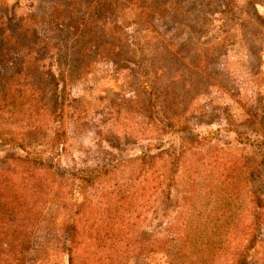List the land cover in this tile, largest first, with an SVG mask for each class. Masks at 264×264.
<instances>
[{"label":"rangeland","instance_id":"rangeland-1","mask_svg":"<svg viewBox=\"0 0 264 264\" xmlns=\"http://www.w3.org/2000/svg\"><path fill=\"white\" fill-rule=\"evenodd\" d=\"M62 1L0 0V28L11 31L29 17L30 3L38 43L60 42L65 28L41 17ZM118 1L110 23L130 26L128 55L143 61V71H134L159 96L160 106L150 108L158 120L132 116L125 106L118 112L134 99L133 72L100 57L84 80L65 73L62 118L50 122L47 137L0 120V138L12 142L1 147L0 164L7 155L34 153L37 160L25 166L39 168L49 189L24 264H70L71 254L72 264H236L253 235L261 242L251 261L264 264V59L252 50L264 54V22L256 19L264 0ZM10 5L14 24L3 21ZM90 9L58 17L78 23ZM168 46L185 57L175 58L179 72L170 67L159 78ZM64 58L66 71L71 61ZM166 92L187 107V124L156 113ZM56 127L63 134L54 148ZM195 136L202 145L188 142ZM163 238L169 243L155 248Z\"/></svg>","mask_w":264,"mask_h":264},{"label":"trees","instance_id":"trees-1","mask_svg":"<svg viewBox=\"0 0 264 264\" xmlns=\"http://www.w3.org/2000/svg\"><path fill=\"white\" fill-rule=\"evenodd\" d=\"M29 4L25 5L30 10L27 12L29 17L23 16V21L16 23L11 31L0 28L1 121L5 120L10 124L23 123L28 127V132L46 136L50 122L55 125L62 118L63 103L60 100V91L65 73L69 74L70 78H75L73 80L86 79L94 71L95 57L113 61L119 64L121 69L133 72V77L130 75V78H132L131 89L135 95L134 99L129 101L130 105L128 103L119 105L120 111L118 112L120 113L125 106L126 111L132 116L141 115L151 122L158 120L151 117L150 108L160 106L161 101L150 86V81H144L143 75L139 74L143 71V61L136 63L137 61L128 55L134 45L128 33L130 26L118 20L110 23V18L119 10L118 0H63L62 3L49 5L45 11L47 13L41 19L43 21L53 19L52 21L57 26L65 29L62 30L64 37L60 42L45 44L38 43V30L30 24L35 15ZM86 4H91L90 13L80 22L67 24V19L63 17L59 19L58 16L66 17L69 8L76 9ZM14 8L15 6L10 5L9 10L6 11L5 20H3L6 24H14ZM58 10L61 12L59 13ZM256 19L259 23L264 22V14L257 12ZM171 48L172 46H168L163 54V63L157 70L159 78L163 74L166 75L170 67L179 72V66L183 64L178 58L177 63L175 58L185 56L177 54ZM252 50L260 61L264 59L262 49L252 45ZM49 51L52 52L50 55H48ZM62 56H65L64 61L67 57L71 61L66 71L61 69ZM46 62H49V65L44 66ZM134 67H138L139 73L134 71ZM254 70L257 76L261 75V70L256 67L253 68ZM165 82L167 91H169L171 84L167 80ZM162 99L164 106L161 110H156V113L167 114L169 111L170 120L180 122L184 120L183 122L187 124V119H182L187 114V107L185 109L181 99H168V92ZM165 104L169 106L166 107ZM177 128L178 133L185 134L181 125ZM61 130V127L54 128L55 135L58 137L54 148L61 146L60 139L63 134ZM188 142L202 145L199 137ZM11 143V141L6 142L0 138V149ZM15 146L20 148L21 145L15 144ZM26 150L23 145V151L26 152ZM29 152L26 153V157L17 158L18 160L14 158L16 156L12 158L11 155H7L0 164V264L25 263L27 253L32 247L35 228L45 214L49 202V189L42 175L43 172L37 170L39 168L28 169L25 166L31 159L37 160L38 157L37 155L30 157L34 153ZM18 161L23 162V171ZM257 174L255 173L256 176ZM163 194H167V190H164ZM253 214L259 228L262 215L257 212V209L253 211ZM70 241H75L73 235ZM168 241L169 239L165 238L158 239L154 242V247L161 248L165 242L169 243ZM260 242L261 240L253 235L249 242L250 245L246 247L236 264H254L251 260ZM73 261L71 254L69 263L72 264Z\"/></svg>","mask_w":264,"mask_h":264}]
</instances>
